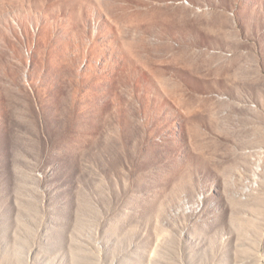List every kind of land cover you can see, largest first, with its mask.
Listing matches in <instances>:
<instances>
[{"label":"rangeland","instance_id":"374dc122","mask_svg":"<svg viewBox=\"0 0 264 264\" xmlns=\"http://www.w3.org/2000/svg\"><path fill=\"white\" fill-rule=\"evenodd\" d=\"M0 264H264V0H0Z\"/></svg>","mask_w":264,"mask_h":264}]
</instances>
